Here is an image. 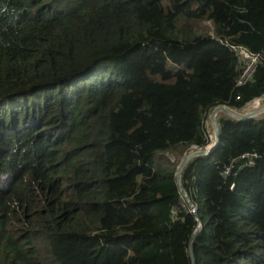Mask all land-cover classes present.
<instances>
[{
	"label": "trees",
	"instance_id": "16d2710c",
	"mask_svg": "<svg viewBox=\"0 0 264 264\" xmlns=\"http://www.w3.org/2000/svg\"><path fill=\"white\" fill-rule=\"evenodd\" d=\"M231 45L264 55V0H0V264H191L164 153L264 100ZM216 120L181 172L195 264H264V120Z\"/></svg>",
	"mask_w": 264,
	"mask_h": 264
},
{
	"label": "water",
	"instance_id": "95a60500",
	"mask_svg": "<svg viewBox=\"0 0 264 264\" xmlns=\"http://www.w3.org/2000/svg\"><path fill=\"white\" fill-rule=\"evenodd\" d=\"M262 111H264V102L261 103L260 109L255 110V109H248L245 110L244 112H237L230 107H227L225 105H219L211 109L210 111V118L212 121V127H213V132H214V140L211 144H208L204 148H197L194 147V150L186 154L180 161L179 166L177 167V172H176V180L177 184L179 186L180 192L182 193L183 198L185 199V202L188 204L189 207H192L193 204L190 201L189 197L187 196L182 183H181V172L185 165L192 160L193 158L207 155L213 151V149L216 147L218 143V124L216 120V115L217 113L221 112L224 113L232 118H234L237 121H240L242 119H253L254 117L258 116ZM197 220V225L194 228L193 232L190 235L189 241H188V252H189V257L191 264H195V257H194V249H193V240L196 237L197 233L201 230L202 227V222L200 221L198 217V213L196 210L192 212Z\"/></svg>",
	"mask_w": 264,
	"mask_h": 264
},
{
	"label": "built area",
	"instance_id": "2783aa9c",
	"mask_svg": "<svg viewBox=\"0 0 264 264\" xmlns=\"http://www.w3.org/2000/svg\"><path fill=\"white\" fill-rule=\"evenodd\" d=\"M231 48L236 52L239 56L238 59V67H239V76L236 81V86H241L248 82L252 77L257 64L260 61L264 60V55L259 52H251L243 46L240 45H231ZM259 101L260 99H255ZM256 153H243L238 158L234 159L228 166H225L222 173L223 175H227L231 168L236 164L239 160H242V165H252L253 159L256 157ZM196 210L195 206L190 207V211L193 212Z\"/></svg>",
	"mask_w": 264,
	"mask_h": 264
},
{
	"label": "rangeland",
	"instance_id": "374dc122",
	"mask_svg": "<svg viewBox=\"0 0 264 264\" xmlns=\"http://www.w3.org/2000/svg\"><path fill=\"white\" fill-rule=\"evenodd\" d=\"M165 1H167V0H165ZM195 28L198 31H208L209 33H212V25H211L210 21H208V20H202L200 22L195 23ZM168 65H169V67L172 66L171 63H169ZM255 101H257V100L254 99L251 102V104H249L247 107L243 108L242 111H240L239 113L244 112L245 110H248V109H256L254 107V102ZM259 102L260 103H263L264 100L262 101V99H260ZM219 113H221V112H219ZM216 117H217V115H216ZM254 120L255 121L264 120V111H262L258 116L254 117ZM204 125H205L206 131H207L208 138L210 140L209 144H211L213 142V140H214V132H213V127H212V121H211V118H210V112L208 113V115L205 118V124ZM192 150H194V147L190 148L189 150L185 151L184 153H179L177 151H168V152H165L164 154L171 161L177 162V167H178L181 159L186 154H188L189 152H191Z\"/></svg>",
	"mask_w": 264,
	"mask_h": 264
},
{
	"label": "bare ground",
	"instance_id": "6f19581e",
	"mask_svg": "<svg viewBox=\"0 0 264 264\" xmlns=\"http://www.w3.org/2000/svg\"><path fill=\"white\" fill-rule=\"evenodd\" d=\"M261 106V103L259 101L254 102V107L256 108L255 110H259Z\"/></svg>",
	"mask_w": 264,
	"mask_h": 264
}]
</instances>
